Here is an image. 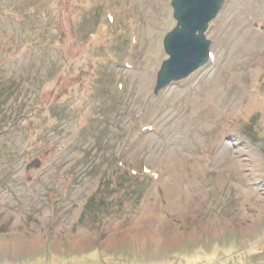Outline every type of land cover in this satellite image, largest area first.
Instances as JSON below:
<instances>
[{
	"label": "rangeland",
	"instance_id": "rangeland-1",
	"mask_svg": "<svg viewBox=\"0 0 264 264\" xmlns=\"http://www.w3.org/2000/svg\"><path fill=\"white\" fill-rule=\"evenodd\" d=\"M170 1L0 0V264H264V0L154 94Z\"/></svg>",
	"mask_w": 264,
	"mask_h": 264
},
{
	"label": "water",
	"instance_id": "water-1",
	"mask_svg": "<svg viewBox=\"0 0 264 264\" xmlns=\"http://www.w3.org/2000/svg\"><path fill=\"white\" fill-rule=\"evenodd\" d=\"M224 0H171L176 25L164 36L163 48L168 58L156 75L153 93L188 77L209 62L210 40L205 36L209 22L216 17ZM39 160L29 163L37 167Z\"/></svg>",
	"mask_w": 264,
	"mask_h": 264
},
{
	"label": "bare ground",
	"instance_id": "bare-ground-1",
	"mask_svg": "<svg viewBox=\"0 0 264 264\" xmlns=\"http://www.w3.org/2000/svg\"><path fill=\"white\" fill-rule=\"evenodd\" d=\"M135 28V27H134ZM261 104V99L257 97H252L249 101V106L254 107L258 106ZM171 157V156H170ZM215 163L219 164L221 161L220 160H214ZM180 180V179H179ZM164 188V196L166 199V205L165 209H169L170 211L176 212V213H181L182 208L177 204L176 202V197L180 193L178 188L168 182H165L163 184ZM258 203V202H257ZM264 206V205H263ZM145 216L148 218H151L153 209L151 208L150 204H147L145 206ZM241 224L239 223L238 225L233 222L231 219H226V218H217V217H207L206 219L201 220V222L196 225V227H201L203 230L208 231L211 234H216L219 231H223L224 229L230 227L231 229H237ZM242 230L247 231L249 229L248 226H240ZM189 237H194L196 235V228H192L190 231L187 232ZM175 235V234H174ZM165 238L168 243H170V239L168 235H165ZM173 238V236H172Z\"/></svg>",
	"mask_w": 264,
	"mask_h": 264
},
{
	"label": "crops",
	"instance_id": "crops-1",
	"mask_svg": "<svg viewBox=\"0 0 264 264\" xmlns=\"http://www.w3.org/2000/svg\"><path fill=\"white\" fill-rule=\"evenodd\" d=\"M75 263L72 264H89L91 261H73Z\"/></svg>",
	"mask_w": 264,
	"mask_h": 264
}]
</instances>
